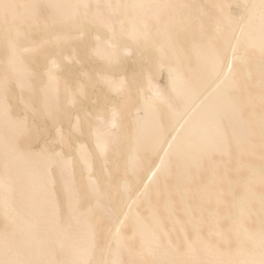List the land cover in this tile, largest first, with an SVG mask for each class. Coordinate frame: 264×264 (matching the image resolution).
Returning <instances> with one entry per match:
<instances>
[{
    "label": "rangeland",
    "instance_id": "1",
    "mask_svg": "<svg viewBox=\"0 0 264 264\" xmlns=\"http://www.w3.org/2000/svg\"><path fill=\"white\" fill-rule=\"evenodd\" d=\"M13 1H16L15 3H18L19 9H18V6L16 7V4L14 2H12L15 4V5L13 4L14 7L11 4V5H9V8H8V6L3 8L1 6H2V3L4 2V0H3V2H1V0H0V3H1L0 9L2 8L0 11L6 10L8 8L10 11L9 10H6V11L10 12L11 14H12V12H17V14H18V10H20V9L21 10L19 12H21L22 11V5L25 3L24 2L25 0H22V1L21 0H13ZM152 1H154V2L148 3L149 6H151L150 8L153 7L152 10L149 9L150 15L152 14V12H154L155 10L157 11V9H159L161 7L160 2L164 3V5H165L167 0H152ZM155 1H156V3H155ZM157 1H158V3H157ZM211 1H214L212 3H215L217 0H211ZM230 1H232V0H230ZM93 2H94V4H93ZM134 2H136V0H112V1L110 0V2H108L110 5L107 3L106 4L107 7H106V5H104L105 7H102V5L99 6L98 5L99 3L97 4V2L95 3V1H93V0H90V2H89V0H87V4L85 3L87 6H85L83 3L80 2L81 7L77 6L78 9H80V12L76 11L75 18L72 15V17L70 16L71 18H69V19L68 18L65 19V17H63L64 18L63 19L61 17L62 15L61 16H59L60 14L57 15L58 12H57V14H55L56 18L55 17L52 18V16H50V15L54 11L52 9H51L52 13H49L50 11H45L48 9L50 10V8H48L47 5H46V7H44L45 5L43 3H40V6L42 4L44 5V6L42 5V7H44L45 9H42V12L45 11L44 13L46 16L44 15V13L43 14L38 13L40 8L39 9L37 8L38 9L37 12H35V14H31V17L33 18L32 15H36L38 13L37 15L39 16V18H37L38 16H34V18H37L40 20L41 14L43 15L42 17L48 16V18L45 20V22H41V23L33 22L30 20L31 22L34 23V25H33V24H30L31 22L28 23L29 19L31 17L29 19L27 17V19H28L27 21L25 20V22H24V20H22L23 23L25 24L24 27L26 29L23 28L22 22L20 20V18H22V13H19V15H21V17H19L16 14L18 16L17 17L18 19H16L15 15H14L15 17H13V15L11 16V14L7 13V14H9V16L11 18L9 16H7L4 13L6 11H4L3 13L0 12L1 13L0 17H2V18H0L2 20L0 23H2L4 21V19L7 20V17H9L7 21L5 20V22L2 23V25L0 24V60H1V62H0V82L3 83V84L0 83L1 84L0 93L3 95V99L5 98L4 100L7 102L6 103L3 100L4 104L3 103L2 104L3 105L9 104L8 106L6 105L7 110L9 111V112L7 111V113H8L7 115H8V117L10 116L9 118L7 117V119H10V121H13V122L15 120L17 122L18 119H20V122L25 121V122H21L22 126H21V129L19 130V134L15 135L13 133L11 135L12 138L9 137L10 135H8V133H7L8 132L7 128H4L3 125H1L3 129L0 126V130H1L0 133L2 134V135L0 134V136H4V142L6 141V144H7L8 139H9V141L12 142L11 143L12 146L15 147V150H17L16 152H20L21 154H23V155H21L19 153L21 155L22 159H23V157H24V159L27 158L28 161H26V162L28 164H25L27 166H30V164H31L30 162H33L29 159L30 157L28 158V156L32 155V151H33L34 155L36 152L37 153L41 152V154H48V153L52 152L53 155H55L56 157L59 156L61 158V161H55L54 164L51 165V167L49 166V170L46 169L47 172H49L48 175L51 176L50 179L53 180L52 181L53 183L51 185H49L50 183L48 184L46 182L45 184H48L47 187L48 186L51 187L54 195L53 196H51V194L48 195V198L50 197L49 200L52 201L51 207H48V205H45V203H46L45 202L44 205L47 208L42 209L43 204L41 205V203L43 202V200L45 198H47V196L43 197L44 199H42V202H41L40 198H39L40 199L39 201H38V199L35 198L36 202H35L34 198H33V200H31L32 197H34L33 195H31V199H28V198H30L29 195L31 193V191H30L31 187L34 185L36 186L37 184L32 183L33 184L32 185L31 183H28V185H27L26 181L20 177L23 175L17 176V174L19 172L18 168L20 167L21 162H19V161L18 162H16V161L10 162L7 159L5 153L2 151V148L4 145L2 146V148L0 147V200L2 199V196H3L6 200L10 201V203H9V201H7V204L8 203L10 204V205H8L10 208L7 206V209L9 208V210H7V213L10 216V218L12 217L10 219L6 213L2 214L0 211V232H1L0 233V244H1V242H3L2 243L3 246L0 245L1 252H3L5 250L4 246H7L8 244H10V246H11L12 243L13 244L16 243V244H14L15 246L12 244V246L10 247L11 249L10 248L7 249L8 248V246H7L6 249L8 251L5 250L4 252H9V253L6 254L3 252L6 256L4 254H3V256H1V258L4 257L3 259L0 258L1 264H5L6 262H8V264H11L12 262H14L13 264H15V262L17 264H18V262H19V264L21 262H22L21 264H28V263L30 264L32 259L34 261V262L32 261L33 264L34 263L35 264H37V263L38 264H45V263L59 264L60 262H61L60 264H70V263L71 264H78L77 263V262H79L78 260L80 258H81V260H83L85 258V256H84L85 254H86V257L89 254V257H87L89 260L84 259L85 264L86 263L87 264H111L112 261L109 263L110 259L113 260L115 258V256H113L112 258L109 259L110 256L108 254V245H107L109 236L112 232L111 230H110L111 232H108V230H109L108 227H110L109 225L112 226V223H114L115 221L113 222L112 220H110L111 219L110 217L105 216V214H104L105 210L104 211H103V209L97 210L98 208L97 209L94 208L96 210H92V208H90L93 203H96L97 201H99V199H102V198L97 199L95 197L97 199V201H95V199L92 198V196L91 197L86 196V194L89 193L87 190H85V192H84V189H85V188H83L85 185L84 176H83L84 175L83 174L84 169L82 168V164H81V160H80L79 156L76 154L75 149L77 148V144H78V142H82V143L85 142L86 144H88L90 146V148L92 149V151L95 154L94 155V163L95 164L93 163L95 165V169L98 171H102V159L100 156L97 155L95 150L92 148V136H91V132H90L92 123L95 121V119H94L95 114H98L100 112H104V113H101L103 115L107 114L108 109H109L108 107H112V105L117 107L118 109L120 107L121 108L120 110L127 113L126 111H127L128 107H132L136 103V101L139 97V91H140L139 88L144 84L147 73L151 72L156 77H158L160 75V73L157 72V68H156L158 61L161 60V58H162L160 56V53H158L159 49L157 47L159 42L162 41V37H158L159 30L162 29L164 26H167V24H169L168 22H170V20H168V19L170 17H171V19H174L173 21L180 18V20H178L180 25L175 23L176 25L173 24L174 25L173 26L171 24L172 26L169 25L168 30H169L170 36L172 37L173 43L177 47H183L185 49L184 50L185 52L184 53L180 52V57L179 56L178 57L180 60V66H181L183 73H186L185 75L188 76V74H187L188 68L190 66L193 67L195 65L194 64L195 59H194L193 53H192L193 51L190 47L191 42L193 40H198L201 37H206L209 33L213 32L214 26H213L212 22L216 21L217 16L218 17H219V15L221 16L223 14V10H225V9H223V10L219 11L218 15H217V13H214L212 10H208V9L203 10L202 9L203 0H199V1L198 0H186V1H184V3H185V5H187L189 7H187V6H185V8L183 7L185 9L184 11L173 12V11H169L168 10L169 8L167 7L168 8L167 11H164V12L166 14L169 11V16H167L168 13L165 16V14L163 13V10L162 11L158 10V11H161L160 14L163 13L162 15H164L163 16L164 19H166L165 17H167V18L169 17L168 19H166L167 21H165V22H164L163 18H162V22L157 20L159 17L158 18L156 17L157 18L156 19L154 13L151 16H149V13H148L147 17H145V18L143 17L144 18L143 21L147 20L148 16H149L148 21H150V17L153 19L152 16H154L153 21H155V19L157 20L155 22L148 23L149 28L147 27V29L148 30L150 29V30L149 31L147 30V32H148V34H150V36L146 35V37H145V35L144 36L141 35L140 37H138V38L144 37V38H141L142 40L141 39L139 40L137 38V36H135L136 38L134 37V39H135L134 40L133 37H130V36L128 37L127 34L125 36L124 35L125 33L123 34L122 32H120L119 28L117 27L119 21L125 17H130V18L132 17L131 19L133 21L135 19V22L142 18V16L140 18V16H138V14H136V16L139 17L138 20L136 19L137 17H135L134 11H136V13H139L140 9H139V12L137 11L138 9L133 11L131 6ZM130 4H131V6H130ZM148 4H145V5L148 6ZM156 4H157V8L155 7ZM161 5L164 6L163 4H161ZM125 6L130 7V9H129L130 13L126 10L127 8ZM147 6H143V9L146 10ZM86 7H88V8H86ZM124 7H125V9H124ZM144 7H146V9ZM200 7L202 10L200 9ZM164 8L166 9V6H164ZM198 8H199V10H198ZM11 9H12V12H11ZM82 9H83V11H82ZM211 11L214 14L210 13ZM59 12H60V10H59ZM126 12H128V13L126 14ZM54 13H56V11ZM54 13H53V15H54ZM173 13H174V16L177 15V17L174 18ZM4 14L6 15L5 18L3 17ZM104 14H105V16H104ZM128 14H130V15L127 16ZM215 15H217V16L214 17ZM58 16H59V18H58ZM95 16H96V18H95ZM97 16L102 17V18L105 17L108 21L105 19H104L105 21L101 19L103 21L102 22L103 24L101 25L100 24L101 20H99L100 18ZM144 16H146V15H144ZM42 17H41V21L43 19H45V18L42 19ZM133 17H135V18L133 19ZM94 18H95V20H94ZM15 19H16V21H14ZM23 19H24V17H23ZM25 19H26V17H25ZM97 19H98V21H97ZM197 19L199 21H201L200 22L201 26H199ZM39 20H37V21H39ZM93 20H94V22H96V21L97 22L94 23ZM141 21H142V19H141ZM158 23H159V25H158ZM94 24H96V25H94ZM108 24H109V26L112 24V26H114L113 28H115L113 30H115L116 32H112V30L110 29L111 27L109 28V26H107ZM149 24H150V26H149ZM224 24L225 23H223L221 25V28H224V31L228 30L229 27H226L228 25H224ZM13 26H15V27L16 26H18V27L22 26V28H21L22 32L20 33L21 35L19 34L17 36L16 34L11 32L10 29ZM105 26L108 28H106ZM159 26L160 27L162 26V27L160 28ZM198 27H200V28H198ZM26 32H27V34H26ZM114 33H116L115 36H114ZM8 36L11 40L9 38H7ZM106 38L111 41L112 45H109L107 43L108 40H106ZM145 38H147L146 41H144ZM7 39L10 41V43H12L13 41H15V42L18 41V43L14 42V44L16 45V46L15 45L14 46H15L16 51L18 53V57L19 56L21 57V58L19 57L21 60V63L27 67V68L25 67V69L27 72L26 74L28 76L25 75V78H27L26 82L30 83V85L29 84L27 85L29 87L23 86V88L22 87L19 88V85L17 84V77L18 76H16L15 73L10 71V67H8V64H7L8 62L5 63L7 58L10 55V50H9L10 48L8 46L11 45V44H7V42H8ZM102 39H104V40H102ZM211 42H212V44H211ZM206 43H209V42H206ZM206 43L202 44V45L207 46ZM221 43H222L221 36H216L213 40L210 41L211 45H221ZM152 44H153V46H152ZM103 46H107L108 49L109 48L111 49V52L109 54L110 55L109 57L111 58L110 60H109V57L107 55H101L100 53L98 54L99 49ZM125 46L130 47L131 51L129 54L126 53V54L121 55L120 52H122V49ZM200 46H198V47L203 48V46H201V47ZM253 49L254 48H252L251 50H249L246 53L240 54V58L236 59L233 62L232 71L234 72V79L236 82H238V81L239 82H238V84H236V86H234L235 88H233L231 90V92H229L231 97L233 96L232 98H234L238 103L239 118H242L243 121H245V123L248 126L250 125L249 126L250 130L248 133V140H246V142L243 141L242 144L239 143L240 145L237 144L236 141L235 142L233 141V137L235 136V132L232 131L231 129H229L230 127L227 126L228 127L227 138H229V139H226V141L228 140V142H227V144H229V145H227L228 149H226V151H222V152L215 151L214 153H206V152L203 153L200 161L198 163L192 165V167H191V172H190L191 175H188V177H190L191 179H189L187 182V179H188V177H187V179L185 180L187 183V186H186V183L185 184L181 183V180H182L181 178H179V179H181L180 181L178 179V181L182 185H185V188H187V187L189 188V190L186 189V191L183 192V194H185V196H186L187 192L189 193V195L186 196L187 199L185 197H184L185 199H183V197H182V199H183L182 200L181 197L179 196L181 194H179V195L177 193L175 194L176 184L178 183V182H176V178L178 177L176 175V173L179 174L177 171L180 172V169L178 170V165H175L176 162L173 161L174 158H172V159L170 158V160H171V161L169 160L170 164L168 163L170 169L168 168V171L165 173V176L161 177V174L159 173L157 176L158 179L151 182V191L149 193V196L151 195L150 199H148V201H147L144 198H138V200H136L137 203L133 202V203H135V204H133V207H136V209L142 213V215L145 219L147 218L145 210H147V208H148L147 205L149 204L147 202H150L152 207L155 208L154 210H156V213L158 214V216L163 219V223L166 226V228L170 229V230H168L169 235L167 234V236L161 230H160L161 233L158 230L159 236L161 234V236H160V240H161L160 243L161 244H160L159 248H161V246H162L161 249L164 248L163 252L165 251V253H163L162 250L160 249V251L163 253V254L160 253V255L161 254H162V256L163 255L164 256L169 255L167 257L171 258L172 261L175 260L173 262L174 264H177V263L178 264L179 263L180 264H199V262L195 263L196 261H192L190 256H188V255H191L192 252H191V250H188L185 247V241H187V239L184 238L183 235L181 236V233H180L181 230H178L180 228L175 227L178 230L176 232V229H174L173 225H171L172 220L170 221L171 217L169 218V215L170 216L172 215L169 213V208H171V207H172V210H170V212L172 213V211H173L175 214V212L177 211L176 212L177 214H175V215H177V218L184 220L186 222L187 231H188L187 236L189 238L193 236V235L191 236L193 226H192V222L190 223L187 220L188 215L186 212V206L185 205L188 204L191 208H193V209H191L193 211L197 208H200L201 210L204 209L203 211L205 212V214H207V216H205V214H204L205 217H203L204 218L203 221H201L199 223L200 225L198 224V229L201 232H203V234L206 236L208 241L216 238V237L214 238L212 235L213 233L209 231L210 230L209 227L211 226L210 222L213 219H215L214 218L215 216H213L214 213L212 214V212H211V214H210L209 210H211V211L213 209L219 210L218 211L219 213L217 212L218 213L217 216L219 215V217H217V216L216 217H217L218 223L222 227L221 231H222L223 236L225 238L223 237L224 239L221 241L222 243L220 242V245L217 248H219L223 252L222 257L223 258L226 257V258H224L225 260H224L223 264H226L225 261L227 259V256H226L227 252L232 253L236 250V242H237V239L239 238V236L233 235L232 232L229 230L230 229L229 223L232 219L231 218L232 213H234V211H235L236 197H239V196L240 197L241 196L246 197L248 195L246 197L248 203L247 202L245 203V205L248 204L247 205L248 213L244 216V220H243L244 228L242 229L243 231L241 230V233L242 232H245V233L248 232L249 234L252 235L253 233L259 231L261 229V226L263 225L262 220L264 217L263 216V214H264V176L263 177H258V176L254 177V180L251 183L252 186L250 187V189L247 192H246V190L243 189L244 187L242 186V183L244 182L243 180L249 178L248 175H250L252 173L250 171V169L252 170L256 166H258V167H256L258 170L264 169L263 168L264 167V138L262 137L261 134H259L260 131L257 128L258 122H255L256 119L258 120V118H261V117H263V120H264V47L262 49L261 48L260 49L255 48L254 50ZM115 55L117 57H115ZM53 57L55 60H57V66L56 67H52L50 64L51 63L50 60ZM113 58H114V60H113ZM162 60L165 63V67H169L170 65H173L172 63L175 62L173 54H168V55L164 56L162 58ZM47 68H49L48 70H50V71L52 70L51 72L53 74H55L54 75L55 79H57V86L55 85L57 88L55 87L56 92H54V94H55L54 96H56L57 99L54 98L53 100H51V97L49 96L50 93H48V91H46V86H44V84L47 82V80H49V79H47V76H46L49 72V71L47 72ZM30 72H31V74H30ZM97 72H98V76L96 74ZM106 72H109V73H111L117 77L121 76V78L124 79L123 88L116 91V92L115 91L113 92L110 89V85L108 87V84L105 83L106 81L101 79L102 77L99 75V73L103 74ZM45 73H47V74H45ZM99 76L101 78H98ZM4 79L7 82H3L2 80H4ZM187 79L190 80L191 77L189 78V76H188ZM26 87H27V89H26ZM18 88H19V90H18ZM82 88L84 91L83 90L81 91ZM69 90H71V92L73 94H75L74 95L75 99L70 103L67 99L68 93L70 92ZM45 91L49 95H47L45 93ZM51 92L53 93V91H51ZM45 95H47V97L49 96L50 100L53 102V103L52 102L50 103L51 105L49 104L50 110H48V111H47V109H49V108L46 109L44 107V104H43V103H45V101L47 99ZM4 96H6V97H4ZM51 96H52V94H51ZM49 97H48V99H49ZM43 100H44V102H43ZM50 100H48V101L50 102ZM26 101H27V103H26ZM48 101H47V103H49ZM49 105L47 104V106H49ZM52 105H53V107H52ZM160 107H166V105L162 104ZM122 111H121V116H123V114H124L123 117L127 116ZM163 112H164V110H161V114ZM75 115H78L80 118V124H81L80 131H75L72 129V122L74 120ZM123 117L121 119L123 120V122H125L126 117H125V119ZM99 119H100L99 121H102L101 118H99ZM2 122L3 121H0V123H2ZM254 122H255V125H257L256 126L257 129L254 128V126H255ZM225 124H227V123H225ZM22 127L23 128L25 127V128L23 129ZM120 128L122 130L125 129L124 125L123 126L121 125L119 127V129ZM59 129L62 130V136H61L60 140L58 138V130ZM118 131L121 132V130H118ZM120 132H118V133L115 132V133L118 134V136H119ZM115 133H114V135H115ZM114 135H112V140H110V141L114 140V142L115 141L117 142L120 137L115 140V138H117V137H115ZM6 136L8 137L7 140H6ZM234 140H236L235 137H234ZM119 142L121 143V140ZM119 142H117L118 146L120 145ZM9 143L10 142H8V144ZM113 144H115V143H113ZM126 144H127V140L125 138L124 139L122 138V145H120L119 147L116 145L115 149H112V150L109 149L107 152L108 154L106 155V160L109 159V160H107V161H109V162H107V165L112 167V168H116V169L120 168L119 170H115V169L113 170L112 169V171H113L112 176H111V173H110V176L112 177L113 182H117L120 175L122 176V173H125V171H124L125 164L123 162H126V161H125V159H124V161L122 159L125 157L124 155H125ZM58 150H59V153H61L60 155L57 152ZM2 153H4V154H2ZM70 154H72V162H73L72 164H70V162L68 163V161L65 160L66 159L65 156L70 155ZM209 154H211V155L209 156ZM62 155H64V157H65V159H63L64 165H63V163L61 164L62 158H63V157H61ZM33 156H31V158H33ZM37 156L38 157H36V159L38 158V163H39V161L42 160V158L39 157L40 153L37 154ZM59 157H58V160H60ZM36 159H35V157L33 158V160L35 161L34 165L32 164L33 166H37V164H38ZM65 162H66V164H65ZM92 162H93V160H92ZM67 163L69 164V166L71 168H68L69 166L67 165ZM116 163H119L118 168L114 167V166H116ZM120 163H121V165H120ZM71 165H73V167ZM27 166H25L27 169L26 171H29ZM64 166H65V169L66 170L69 169V171L68 170L64 171V168H63ZM122 167H123V169H122ZM250 167H252V168H250ZM179 168H180V166H179ZM141 170L143 171L142 168L140 169V171ZM8 171H10V172H8ZM26 171H25V173H26ZM248 171H250L249 172L250 174L247 173ZM255 171H253V172H255ZM16 172H17V174H16ZM62 172L64 173V175L62 174ZM137 172H139V171H136V174L138 175ZM259 172L264 173V170L259 171ZM20 173H21V171H20ZM25 173H24V176H25L24 178H26V180H27L28 175L26 176ZM69 173L71 174V176L68 175ZM65 174L67 177L65 176ZM257 174L260 175V173H257ZM257 174H254V175H257ZM13 175L16 177H14ZM7 176H9L10 178ZM62 176L63 177L65 176V177L62 178ZM110 176H109V178H111ZM18 177L20 180L18 179ZM60 177H61V179H60ZM99 177H100L98 179L99 182L97 184L103 189V187H105V185H106V183H105L106 180L109 178H108V176L103 177V174L102 175L100 174ZM16 178H17V180H16ZM257 178L260 180L258 181ZM7 179H9V180H7ZM11 179H13V181H11ZM64 179H66L70 182L69 183L70 187H71V185H73V187H71V188H73L74 191H71L72 189L70 187H69L71 189L70 192L68 191L69 188L64 189V187H63V184H64L63 180ZM249 179H251V177ZM256 179H257V181H256ZM70 180L73 182V184L71 183ZM185 181H182V182H185ZM245 181H249V180L247 179ZM1 182H3V183H1ZM6 183H8V184H6ZM12 184H13V186H12ZM111 184L112 183L110 182V185ZM114 184H112V185H114ZM156 184H158V185L156 186ZM8 185H9V188H7ZM29 185H31V186H29ZM67 185H68V183H67ZM178 185H179V183H178ZM135 186L137 188V185H135ZM205 186H206V188H205ZM3 187L5 189H3ZM10 187H11V189H10ZM12 187H13V189H12ZM98 187H97V190H98ZM116 187H117V185H115L113 188L115 189ZM178 187H177V189H178ZM203 187H204V190H202L200 192V190ZM101 188H100V191L103 192L101 190ZM111 188H112V186H111ZM1 189H3L4 191ZM8 189H10V190H8ZM75 189H78V190H75ZM105 189H106V187H105ZM105 189H104V191H105ZM180 189L178 191L179 193L181 191ZM97 190H96V192H94L92 190L93 192H90V193L93 195V193L94 194L97 193ZM134 190H136V189L134 187H132V188H130L129 191L131 193H133ZM2 191L4 193H2ZM75 191H77V192H75ZM116 191L117 190H115V192ZM167 191H169V192L172 191L170 193H172L171 195L173 197L171 195H169L170 198L172 197L171 199H169V198L167 199V196L169 194V193H167ZM28 192H30V193H28ZM217 192H218V197H215L214 194L216 195ZM249 192H250V194H249ZM71 193L75 194L76 197L74 195H72ZM118 193H117V196L120 195V193H119V195H118ZM183 194H182V196H183ZM235 194H238V195L235 196ZM97 195L99 197H101L100 194H97ZM37 196L39 197V195H37ZM213 196L215 198H217V199L219 198V199L217 200V199L213 198ZM7 197H9V198L7 199ZM40 197H41V195H40ZM71 197L73 199V202L76 201V204H74L75 208L73 207V204L71 206L74 210L71 207H69V208L71 210H73V213H76L78 218H80L79 216L82 217V215L84 214L85 216L84 215L83 216L85 219L83 221H85V222L82 221L83 217H82V219L81 218L79 219L80 222L77 220L78 218H76V219L74 218L75 222H73L74 220L72 219L73 218L72 216H74L75 214L72 215L73 214V213H71L72 211L68 207H66V206L71 205V204L67 203ZM76 198H78V201L76 200ZM257 198H259L263 203H261V201L259 202L257 200ZM214 199H215V201H214ZM105 200H106V202L109 201V202H107V204L110 203L111 207L113 209L115 208L114 203L115 202L117 203V201H118L116 194H114V193H113V195L111 194V197L108 200L107 199H105ZM184 200H186V202ZM14 201H15V204H14ZM70 201H71V199L69 200V202ZM38 202H41V203H38ZM73 202L71 201V203H73ZM100 202H103V199ZM106 202L104 201L103 203L107 207ZM47 204H48V202H47ZM28 205H29V207H28ZM39 205H41L42 207ZM31 206H33L34 208ZM117 206H118V204H117ZM249 206H251V207L249 208ZM52 207H54V208L52 209ZM209 207H211L213 209H211ZM38 208H39V210H38ZM48 208H51V210ZM116 208H115V210H117ZM77 209L81 213L80 212L78 213V211H76ZM29 210L32 212H30ZM87 210H89V211L92 210V211L87 212ZM84 211H86V212H84ZM106 212H107V210H106ZM32 213H33V215H32ZM41 213H42V215H41ZM168 213H169V215H168ZM43 214H45V215H43ZM14 215H15V217L16 216L17 217L15 218ZM86 215H88V216H86ZM210 215H212V216H210ZM77 216H74V217H77ZM23 217H25V218H23ZM211 217H213V218H211ZM13 220H14V222H13ZM23 220L25 221V223ZM16 221H18L20 223V226H19L18 222H16ZM67 221H70V223H68ZM55 222H56V224H55ZM72 222L74 223L73 225H75L74 227L71 224ZM81 222H82L83 226L81 225ZM11 223L14 224V226H16V227H14ZM83 223H85V224L87 223V224L85 225ZM15 224H17V225H15ZM90 224L92 225L93 229L91 228ZM7 225H9V226L7 227ZM69 226L72 228H70ZM207 226H209V227L207 228ZM28 227L30 228L31 234L32 233L33 234L30 235L31 237L22 236V235H25V233H22V232L25 231ZM63 229H67L68 231L63 230ZM89 229H91L93 231L90 232ZM74 230H76V231H74ZM94 230L95 231L97 230V231L94 232ZM36 231H38V232H36ZM4 232H6V233H4ZM74 232L75 233L78 232L77 233L78 236H76L77 234H75ZM80 232L83 234H81ZM18 233L19 234L22 233V234L19 235ZM70 233H73V236ZM114 233H119L120 235H122L124 237L125 244L127 245V247L125 246L124 248L121 249L122 252L120 251V253H118L119 256H118V254L116 255L118 257V259L116 258L118 260V261H116V263H118V264H152L153 263L152 261L154 260L153 257H155V255H152L153 257L152 256L140 257L138 255V249L137 248H139L138 243H139L140 239L138 237V234L136 235V233H134L133 223L130 221L129 217L126 218L125 222L123 224H121V226L118 229H116L114 231ZM229 233H230V238L227 240L225 235H228ZM17 234L19 235L18 236L19 238L24 237L23 239L20 238V240H22V241L18 240L19 238L16 237ZM63 234H64V236H63ZM179 234L181 237H178ZM4 235L6 236V238H4L5 237ZM87 235L90 237L91 240L88 239L89 237ZM90 235H92V236H90ZM13 236H14V238H13ZM1 237H3V238H1ZM15 237H16V241L14 240ZM71 237L75 240V242L73 241V239L71 240ZM77 237L78 238L80 237V238L78 239ZM212 237H213V239H212ZM8 238H10V240ZM36 239H38V240H36ZM83 239L87 242H88V240H90V241L87 243ZM225 239L227 240V242ZM44 240H45V242H44ZM70 240H71V242H70ZM4 241H6V243ZM9 241H11V243ZM81 241H83V243ZM92 241H93V243H92ZM217 241H218V239H217ZM36 242L38 245L40 243V245L38 247L37 246L35 247L33 245V243L36 244ZM43 242H44V244H43L42 248H44V249L41 248ZM77 242L80 243V244H78V249L80 247H82V249H79V250L77 249V247L75 246V245H77ZM213 242H216V241L213 240ZM46 243H47V245H46ZM69 243L70 244L72 243V245L70 246ZM89 243H92V244H89ZM19 244H22V245L19 246ZM93 244H95V245H93ZM86 245H87V247H86ZM13 246L16 247L15 249H17V250H15ZM21 246H25V247H22L23 250H21V248H20ZM28 246L30 248H28ZM68 246H70V248ZM89 246H90V248H89ZM255 247L259 248L260 251L257 252V248H255ZM12 248H13V251H12ZM32 248L35 249L34 252H33ZM60 248H62V250ZM71 248H72V251L70 250ZM73 248H74V252L78 255H76L73 252ZM84 248L86 250H88L90 253L91 252L92 253L91 254L89 252L87 253V251H85ZM24 250L25 251L27 250L26 252L28 254H29V252H31L30 253L31 256H29L28 254H25ZM40 250H41V252H39ZM261 250H262L261 247L253 246V245L250 246V244H249V246H247L244 249L243 253L244 254H258L261 252ZM16 251H20V253L23 251L22 254L26 255L24 257L25 259L22 257V259L21 260L18 259V262H17L16 256L19 252H16ZM79 251H81L82 254L79 253ZM35 252H36V254L38 252H39L38 254L43 252L45 257H43V254H40L41 259L38 257V259L36 258L37 260H35V257L33 258L34 255L36 256ZM20 253L18 254V256H20ZM32 253H34V254H32ZM65 253H67V254H65ZM8 254H10V258L8 256ZM69 254H72L74 257L69 256ZM80 254L83 256H81ZM51 256H53V257L51 258ZM61 256L64 258H62ZM209 256H210V254H208V255L205 254L204 256H203V254H201L203 264H208L211 262L210 261L211 256L210 257ZM26 257H28V258H26ZM67 257H69V258H67ZM77 257H80V258L78 259ZM11 258L15 259V261L12 260ZM30 258H31V261H30ZM208 258H209V260H208ZM26 259H28V260H26ZM46 259H48V260H46ZM64 259H65V263H63ZM39 260H41V261H39ZM44 260H46V261H44ZM58 260H60V261H58ZM81 260H80V263H83L84 260H83V262H81ZM202 261H201V263H202ZM207 261H208V263H207ZM113 262H115V261H113ZM230 263L231 262H229V264ZM231 264H233V263H231Z\"/></svg>",
    "mask_w": 264,
    "mask_h": 264
},
{
    "label": "bare ground",
    "instance_id": "2",
    "mask_svg": "<svg viewBox=\"0 0 264 264\" xmlns=\"http://www.w3.org/2000/svg\"><path fill=\"white\" fill-rule=\"evenodd\" d=\"M93 1H95V3L97 2V4L99 3L98 5L99 6L102 5V7H105L104 5H106L108 2H110V0L109 1L108 0H93ZM184 1H186V0H183V1L182 0H167L166 3H165V5H164V3H161L160 2V6L163 9L160 7L159 9H157V11L158 10H161V11L163 10V13L164 14H165L164 11H167L168 8H169L168 9L169 11H173V12H175V11L176 12L177 11L178 12L179 11H184L185 10L184 9L185 6H187V5H185ZM1 2H3V0H1ZM12 2L15 3L16 1H13V0H4V2L2 3V6L1 7L4 8V7L8 6V8H9V5H11V4L13 5L14 4ZM24 2L25 3L22 5V11L21 12H19L21 9L18 10L19 9L18 3H15L16 4V7L18 6V9H17L18 10V14H17V12H12V9H11L12 14L10 12L6 11V10H9L8 8L6 10L0 11L2 13L4 11H6L4 13L7 16H9V14H11V16L13 15V17L16 16V19H18L17 18L18 16L21 17V15H19V13H22V18H20V20L22 22V25H23V28L24 29H26V28L24 27L25 24L23 23L22 20H24V22H25V20L27 21L31 17V14H35V12H37V10L39 8L41 10L39 9V12L38 13H42L43 14L45 11H50L49 13H52L51 12V9H52L54 12L56 11V13L53 12L54 15H53V13L51 15L48 13L50 16H52V18L55 17V14H57V12H58L57 15L60 14L59 16L62 15L61 16L62 18L65 17V19H67V18L69 19V18L72 17V15L75 18L76 11L80 12V9H78V7H77V6L81 7L80 6V2L83 3L85 6H87L86 5L87 4V0H25ZM89 2H90V0H89ZM150 2H154V1H152V0H136V2H134L132 4V6L130 4V6L132 7L133 11L136 10V9H138L137 11L139 12V9H140V12L139 13H136V11H134L135 12L134 14H135V17H137L136 14H138V16H140V18L142 16V18H141L142 21H141V19L138 20L139 17L136 18L138 20L136 22H135V19H134L135 17H133L134 21L131 19L132 17L131 18L130 17H125L122 20H120L119 23H118V25H117V27L119 28V31L122 32L123 34L125 33L124 34L125 36L127 34L128 37L129 36L130 37H133V39H134L135 36H137V38L140 37L141 35L142 36L145 35V37H146V35L150 36V34H148V32H147V30H148L147 29L148 23H150V22L152 23V22H155L157 20H159L160 22H162V18L164 16V15H162L163 13L160 14L161 11H158L157 12L154 9L155 11L153 10L154 12H152L151 15H153V13H154L155 18L156 17L157 18L159 17V18L158 19L156 18L157 20L155 19V21H153L154 20V16H152L153 19L150 17V21H148L149 20V16H151L150 15V10L153 9V7L150 8L151 6H149V4H148ZM212 2H214V1H211V0H207V1L205 0L204 1L203 0V2H202V9L203 10L204 9L212 10L214 13H217V15H218V12L219 11H221L223 9H225V10H223V14L221 16L220 15H219V17L217 15L214 16V17L217 16V19L215 18L216 21L212 22L213 23V26H214V31L213 32L209 33L206 37H201L200 39L193 40L191 42V46L190 47H191V49L193 51L192 53H193V57L195 59V63H194L195 65L193 67L190 66L188 68V72H187L189 78L191 77V79L190 80L187 79L188 76L185 75L186 73H183V71L181 69V66H180V60H179L180 52H183L184 53L185 52L184 51L185 49L183 47H177L173 43L172 37L170 36L169 30H168V27L171 24L173 25V24L177 23L178 25H180V23L178 21V20H180V18H178L177 20L173 21L174 19H171V17L170 18L168 17L169 19L167 17H165L166 19L170 20V22H168L169 24H167V26H164L158 32V37H162V41H160L159 44L157 45V47L159 49V50L158 49L157 50H158V53H160V56L162 58L164 56L168 55V54H173V57H174V60H175V62L172 63L173 65H170L169 67H165V63H164L165 60L164 59H163L164 61L162 60V58H161V60L158 61L156 68H157V72H159L160 75L158 77H156L151 72H148L147 73L146 78H145V81H144V84L139 88L140 89V91H139V97H138L136 103L132 107H128L127 111L125 110L127 113H125L122 110H120L121 109L120 107L118 109L117 107H115V106L112 105V107H108L109 109H108L107 114H104V115L101 114V113H104V112H100L98 114H95V118H94L95 121L92 123L90 132H91V136H92V148L95 150V152L97 153V155L100 156L101 159H102V171H98V170L95 169V165H94L95 164L94 163V155L95 154H94V152L92 151V149L90 148V146L88 144H86L85 142L84 143L78 142L77 148L75 149L76 150V154L79 156V158L81 160L82 168L84 169V173H83L84 175L83 176H84L85 185H84L83 188H85L84 189V192H85V190H87L89 192V193L86 192L87 193L86 196H90V197L92 196V198H94L95 201H97L98 198H102L103 199V202L104 201L106 202L105 199L108 200L111 197V194L113 195V193H114V194H116V197H117V200H118L117 203L116 202L114 203L115 204L114 206H115V208L117 207L116 208L117 210H115V208L113 209L111 207V204L110 203L107 204V202H109V201L106 202V205H107V207H106L103 202H100V201H102V199H99V201H97L96 203H93L92 206L90 207V208H92V210H96L97 208H98L97 210H99V209H103V211L105 210V213H104L105 216L110 217L111 218L110 220H112L113 222L115 221L114 222L115 224L112 223V226L109 225L110 227H108V229H109L108 232H111L112 231L111 234H110V236H109L108 243H107V245H108V254L110 256L109 259L112 258L113 256H115V258H114L115 260L114 259L113 260L110 259L109 263L112 261L111 264H114V263L115 264H118V263H116V261H118L117 260L118 257L116 255L118 253H120V251H121L122 248H124L125 246L127 247V245L125 244V241H124V237L122 235H120L119 233H114V231L116 229H118L121 226V224H123L125 222V220H126L127 217H129L130 218V221L133 223L134 233H136V235L138 234V237L140 239L139 240V243H138L139 244L138 245L139 248H137L138 249V255L140 257H145V256L146 257H149V256H152V255H155V257L152 256L154 258V260L152 261L153 262L152 264H174L173 262L175 260L172 261L171 258L167 257L169 255H166V256L163 255L162 256V254L165 253V251L163 252V249L164 248L161 249L162 246H161V248H159V246L161 244L160 243L161 242V240H160L161 234L159 236L160 230L164 234H166V236H167L168 230H170V229H167L166 228V226L163 223V219L158 216V214L156 213V210H154L155 208L152 207V205H151L150 202H147L149 204L147 205V207H148L147 210H145V213L147 215V218L146 219L143 217L142 213L136 209V207H133V204H135L133 202H136V200H138V198H144L147 201H148V199H150V196L151 195L149 196V193L151 191V182L158 179L157 176H158L159 173L161 174V177L162 176H165V173L168 171V168H169L168 163L171 161L170 158L171 159L174 158L173 161L176 162L175 165H178V170L180 169V172L177 171L179 174L176 173V175L178 176V177L176 176L177 177L176 178V182H178L180 186L178 185V183L176 184L175 194L176 193L178 195L181 194V195H179L181 197V199H182V197H183V199H185V198L187 199L186 196H188L189 193L187 192V194L185 196V194H183V192H185L186 189L189 190V188L188 187L185 188V185H182V184H185L186 183L185 180L187 179L188 175H191L190 172H191L192 165L198 163L200 161L203 153H205V152L206 153H214L215 151L222 152V151H226V149H228L227 148V145H229V144H227L228 140L226 141V139H229V138H227V134H228L227 133V131H228L227 129H228V127H230L229 129H231L232 131L235 132V136L234 137H235L236 140H234V137H233V141L234 142L236 141L237 144H239V143L242 144L243 141L246 142V140H248V133H249V130H250L249 129L250 128L249 127L250 125L248 126L245 123V121H243L242 118H239V115H238V112H239L238 103H237V101L234 98H232L233 96L231 97V95L229 94V92H231V90L233 88H235L234 86H236V84H238V82H239V81L236 82L235 79H234V72L232 71V64H233V62L236 59L240 58V54L246 53L249 50H251L252 48H254V49L255 48H257V49L258 48L259 49L261 48L262 49L264 47V0H232V1H230V0H224V1L223 0H217L215 2L216 4L215 3H212ZM40 3H43L45 5L44 6L42 4L44 7H46V5H47L48 8H50V10L48 9V10H45L44 12H42V9H45V8L42 7V5L40 6ZM155 3H156V1H155ZM157 3H158V1H157ZM93 4H94V2H93ZM145 4H148V6L145 5ZM161 4H163L164 6H166V9ZM0 5H1V3H0ZM14 5H13V7H14ZM143 6H147V9H146V7H144L146 9V10H144L143 9ZM106 7H107V5H106ZM125 7H124V9H125ZM155 7L157 8V4H156ZM187 7H189V6H187ZM86 8H88V7H86ZM126 8H127L126 10L130 13V11H129L130 7L128 6ZM200 9H201V7H200ZM59 10H60V12H59ZM198 10H199V8H198ZM82 11H83V9H82ZM169 11L167 12L168 13L167 16H169ZM212 11L210 13H212ZM128 12H126V14ZM7 13H9V14H7ZM148 13H149V16H148L147 20H144L143 21V19L145 17H147V14ZM214 13H212V14H214ZM5 14L3 15L4 18L6 17ZM37 14L36 15H32L33 18L31 17L29 19V22L28 23H30L31 21L41 23V22H45V20L48 18V16L45 17L46 16L45 13H44V15H45L44 17H42L43 15L41 14L40 16L42 17V19L45 18V19H43L41 21V17H40V20L37 19V18H39V16ZM166 14H165V16H166ZM129 15L130 14H128L127 16H129ZM144 15H146V16H144ZM34 16H38V17L37 18H34ZM59 16H58V18H59ZM104 16H105V14H104ZM173 16H174V13H173ZM9 17H7V20H8ZM23 17H24V19H23ZM25 17H26V19H25ZM27 17H28V19H27ZM97 17H99V16H97ZM175 17H177V15L174 16V18ZM0 18H2V17H0ZM95 18H96V16H95ZM95 18H94V20H95ZM99 18H100L99 20H101V19L102 20H104V19L107 20L105 17L104 18L99 17ZM16 19L14 21H16ZM36 19L39 20L40 22L37 21ZM166 19L163 18L164 22L167 21ZM5 20L6 19H4L3 22H5ZM94 20H93V22H94ZM102 20H101V23H100L101 25L103 24L102 23L103 22ZM1 21L2 20L0 19V22ZM97 21H98V19H97ZM33 22H31L30 24H33L34 25ZM96 22H94V23H96ZM200 22L201 21L198 20L199 26H201V23ZM2 23H0V24L2 25ZM223 23H225L224 25H228V26H226V27H229L228 30H225L224 31V28H221V25ZM94 25H96V24H94ZM158 25H159V23H158ZM107 26H109V24ZM149 26H150V24H149ZM113 27L114 26H112V24L109 26V28L112 30V32H116L115 30H113V29H115ZM21 28H22V26L21 27H18V26L15 27V26H13V27H11L10 30H11L12 33H14V34H16L18 36L22 32ZM106 28H108V27H106ZM198 28H200V27H198ZM26 34H27V32H26ZM115 35H116V33H114V36ZM216 36H221V38H222L221 45H211L212 42L210 44V41L213 40ZM7 38H9V36ZM141 38H144V37H141ZM141 38H138V39L140 40ZM146 39L147 38H145L144 41H146ZM102 40H104V39H102ZM106 40H108V42L107 41L106 42L109 45H112V43H111V41L109 39L106 38ZM8 42H7V44H11V45L8 46L10 48L9 49L10 50V55L7 58V60H6L5 63L8 62L7 64H8V67H10V71L13 72V73H15L16 76H18L17 77V84L19 85V88H21V87L23 88V86H27L28 84L30 85V83H27L26 82L27 81L26 80L27 78H25V75L28 76L26 74L27 73L26 72V69H25L26 66H24L21 63V60H20L21 57L20 56H19L20 58L18 57V53H17L16 48H15L16 45L14 44L15 41H13V42L11 41L13 44L10 43L9 40H8ZM16 42L18 43V41H16ZM206 42H209V43H206ZM205 43L207 44V46L206 45H202V44H205ZM200 45L203 46V48ZM152 46H153V44H152ZM198 46H200L201 48H199ZM109 49L107 48V46H103V47H101L99 49L98 54L100 53L101 55H107L109 57L110 56L109 54L111 52V49L110 50ZM130 51H131L130 47L125 46L122 49V52H120V54L121 55L122 54H126V53L129 54ZM115 57H117V56L115 55ZM114 58H113V60H114ZM110 59L111 58L109 57V60ZM0 62H1V60H0ZM50 62H51L50 64H51L52 67H56L57 66V60H55L54 57L51 58ZM48 69L49 68H47V72L49 71L48 74L47 73H45V74H47L46 76H47V79H49V80H47V82L44 84V86H46V91H48V93H50V95L48 93H46V91H45V93L51 97V100H53L54 98H56V96H54L55 95L54 92H56L55 89L57 88L56 87L57 86V79H55V76H54L55 74H53L51 72L52 70L50 71ZM30 74H31V72H30ZM96 74L98 76V72ZM99 75L102 78L100 76L98 78H101V79L105 80L106 81L105 83L108 84V87L110 85V89L113 92L114 91L116 92V91H118V90H120V89L123 88L124 79H122L121 76L120 77H117V76H115V75H113V74H111L109 72H106V73H103V74L99 73ZM2 81L3 82H7L5 79L2 80ZM0 83L3 84L2 82H0ZM1 84H0V86H1ZM27 87H29V86H27ZM27 87H26V89H27ZM19 88H18V90H19ZM82 90H83V88L81 89V91ZM51 91H53V93ZM69 91L70 92L68 93L67 99H68V101L70 103V102H72L75 99V96H74L75 94H73L71 92V90H69ZM51 94H52L53 97L51 96ZM47 95H45V96L48 99L49 96L47 97ZM4 97H6V96H4ZM50 97H49L48 100H50ZM4 99H3V95L0 93V121H3L4 122V123L3 122L0 123V126L3 125L4 128H7V131H8L7 133H8V135H10L9 137H11V135L13 133L15 135L16 134H19V130L21 129V126H22L21 125L22 124L21 122H25V121H21L20 122V119H18L19 122L18 121L16 122V120L13 122V121H10V119H7V117H8V115H7L8 114L7 113V111H8L7 110V106L9 104L8 105L7 104L3 105L4 104L3 102L5 101ZM47 99H46L45 103H43L44 104V107L46 109L50 107V105H51L50 103L52 102L51 100L49 102ZM44 100H43V102H44ZM47 101L49 103H47ZM26 103H27V101H26ZM47 104L48 105L50 104V105L47 106ZM162 104H165L166 107H160ZM52 107H53V105H52ZM48 110H50V108L47 109V111ZM161 110H164V112L162 114H161ZM121 111L127 115V116H125L126 117L125 122H123V120L121 119L124 116V114H123V116H121ZM125 117H123V118L125 119ZM99 118H101L102 121H99L100 120ZM255 122H258V124L256 123L258 125L257 128H258V130L261 133L259 131L258 132L264 138V120H263V117L258 118V120L256 119ZM255 122H254V125H255ZM225 123H227V124H225ZM121 125L122 126L124 125V127H125V129L123 128L124 130L121 129L122 127L119 129V127ZM257 125H255L254 128H256ZM80 127H81L80 118H79L78 115H75L74 116V120L72 122V129L75 130V131H80ZM1 128H2V126H1ZM118 130H121V132L118 131ZM117 131L121 133V134L119 133V136H118V134H116V133H118ZM114 133H115V135H114ZM112 135H114L115 137H117V138L114 137L115 140L120 137L119 140L117 141V142H119L121 140V143L119 142L120 145H122V138L123 139L125 138L127 140L126 149H125V155H124L125 157L122 159L123 161H124V159L126 161V162H123L125 164V166H124L125 173H122V176L120 175V177L118 178L117 182H113V180H112V177H111L112 176V172H113L112 169L113 170L114 169L115 170H119L120 168L119 169H116V168H112V167L108 166L107 165V162H109V161H107V160H109V159L106 160V155L108 154L107 153L108 150L109 149L110 150L115 149L116 148V145L118 146V143L116 141L115 142H114V140L113 141H110V140H112ZM61 136H62V130L59 129L58 130V138H59V140L61 139ZM7 138L8 137L6 136V140H7ZM8 142H10V143L8 144ZM112 142L115 143V144H113ZM11 143L12 142L9 141V139H8L7 144H6V141L4 142V136H0V145H1L0 147L2 148V146L4 145L3 148H2V151L5 153L7 159L10 162H15V161L16 162H18V161L21 162L20 163L21 164L20 165L21 168L19 167L18 168L19 172L17 171L18 174L16 172L17 176L18 175L19 176L20 175H23V176H20V177L23 178V180L26 181L27 185H28V183H31V184L32 183L33 184L36 183L37 184L36 186L35 185L32 186L33 188L31 187V189H30L31 193L28 192V193H30V195H29L30 198H28V199H31V195H33L34 197H32L31 200H33V198L34 199L36 198V199H38V201L41 199V202H42V199H44L43 198L44 196H47V198H48V195L49 194H51V196H53L54 193H53L51 187L50 186L47 187V185L49 183H50L49 185H51L53 183L52 182L53 180L50 179L51 176L48 175L49 172H47L46 169L49 170V166L51 167V165L54 164L55 161H61V158L59 156L56 157L55 155L52 154V152L51 153H48V154H41V152H38L37 153L35 151L36 153L34 152L35 153V155H34L33 154V151H32V155H30V156L27 155V156H28V158L30 157L29 159L31 161H33V162H30L29 161L31 164L29 163L30 166H27V165H25V164H28L26 162V161H28L27 158L24 159V157L22 156L23 157V159H22L21 158V155H23V154H21L20 152H16L17 150H15V147H13ZM57 152L59 153V150ZM4 153H2V154H4ZM39 153H40V156L39 157H41L42 160L39 159L40 161L38 163V158L36 159V157H38L37 154H39ZM60 154L61 153H59V155ZM210 155L211 154H209V156ZM31 156H33V158L35 157V159L37 160V163H38L37 166H33L34 163H35V161L33 160V158H31ZM58 157H59L60 160H58ZM61 157H63L61 164L64 162L63 159H65V157H66L65 160H67L68 163L69 162H70V164L73 163L72 162V154L67 155L65 157H64V155H62ZM92 160H93V162H92ZM66 162H65V164H66ZM68 163H67V165L69 166ZM118 164L119 163H116V166H114V167H117L118 168L119 167ZM63 165H64V163H63ZM120 165H121V163H120ZM25 166H27V168L29 169V171H26L27 169H26ZM65 166L63 167L64 168V171L66 170L65 169ZM71 166L73 167V165H71ZM179 166H180V168H179ZM256 167H258V166H256ZM68 168H71V167L69 166ZM141 168L143 169V171L142 170L140 171ZM250 168H252V167H250ZM255 168H253L252 170L250 169V171L252 172L251 174L249 173L250 171L247 172V173H249L251 175V176L248 175L249 178L251 177V179L247 178L249 181H245L247 179H244L243 180L244 182L243 183L241 182L242 183V186L244 187L243 189L246 190V192L252 186L251 183L254 180V177H257V176L258 177H263L264 176V173L263 172H259V171H262L264 169H261V170L259 169L258 170L257 168L256 169ZM122 169H123V167H122ZM24 170L26 171V173H25ZM67 170L69 171V169H67ZM20 171H21L22 174L20 173ZM136 171H139V172H137L138 175L136 174ZM253 171H255V172H253ZM8 172H10V171H8ZM23 172L26 174V176L28 175L27 180H26V178H24L25 176H24V173ZM110 173H111V176H110ZM257 173H260V175H258ZM62 174L64 175L63 172H62ZM66 174H65V176H66ZM100 174L101 175L103 174V177L104 176H108V178H109V176L111 177V178H109L111 181L109 179H107L106 182H105L106 183V185H105L106 189H105V187H103V189H102L97 184L99 182L98 179L100 178L99 177ZM254 174H257V175H254ZM68 175L71 176L70 173ZM7 177H9V176H7ZM14 177H16V176H14ZM64 177L62 176V178H64ZM179 178H181L182 180L179 179ZM18 179H19V177H18ZM60 179H61V177H60ZM178 179H179V181L181 180V183L182 184L178 181ZM189 179H191V178L188 177L187 182H188ZM257 179H256V181H257ZM7 180H9V179H7ZM16 180H17V178H16ZM259 180L260 179H258V181ZM11 181H13V179H11ZM182 181H185V182H182ZM46 182L48 184H45ZM110 182L112 184H114V183L115 184L114 185H112V184L110 185ZM1 183H3V182H1ZM63 183L62 184H63L64 189H68L70 187V185H69L70 182L68 180L64 179L63 180ZM67 183H68L69 186L67 185ZM71 183L73 184L72 181H71ZM6 184H8V183H6ZM115 185H117V187H116L117 189L116 188L115 189L113 188ZM135 185H137V188H136ZM157 185L158 184H156V186ZM12 186H13V184H12ZM29 186H31V185H29ZM111 186H112V188H111ZM186 186H187V183H186ZM71 187H73V185H71ZM97 187H98V190H97ZM132 187H134L136 189V190H134L133 193H131L129 191L130 188H132ZM177 187H178V189H177ZM7 188H9V185H8ZM70 188L68 189L69 192H70L71 189H72L71 191H74L73 188H71V189ZM100 188H101V190L103 192L100 191ZM205 188H206V186H205ZM3 189H5V188L3 187ZM3 189H1V190H3ZM10 189H11V187H10ZM10 189H8V190H10ZM12 189H13V187H12ZM104 189H105V191H104ZM179 189L181 190L180 193L178 192ZM75 190H78V189H75ZM92 190L94 192H96V190H97V193H95V194L93 193L94 196L90 193V192H93ZM115 190H117L116 191L117 193L118 192L120 193V195L118 193L119 196H117V193L115 192ZM202 190H204V187L200 190V192ZM3 191H2V193H4ZM75 192H77V191H75ZM170 192H172V191H170ZM170 192L167 191V193H169L168 196H167V199L168 198L171 199L173 197L171 195L172 193H170ZM71 194L75 196V194H73V193H71ZM97 194H100L101 197H99ZM182 194H183V196H182ZM249 194H250V192H249ZM37 195H39V197ZM40 195H41V197H40ZM169 195H171L172 197L170 198ZM216 195L214 194L215 197H218V192H217ZM236 195H238V194H235V196ZM214 196H213V198H215ZM246 197L245 196H241V197L239 196V197H236V200H235V211H234V213H232V217H231L232 219H231V221L229 223L230 224V229L229 230L232 232L233 235L239 236V238L237 239V242H236V250L234 252H232V253L227 252V255H226L227 256V259L225 261L226 264H229V262H231L233 264H238V263L239 264H264V217H263V220H262L263 221V223H262L263 225L261 226V229L259 231L253 233L252 235L249 234L248 232H246V233L245 232H242L241 233V230L244 228V225H243L244 216L248 213V211H247V205L248 204L245 205V203L247 202ZM8 198L9 197H7V199ZM47 198H45L47 201L44 199L45 201L43 200L42 203L41 202H38V203H41V205L43 204V208L42 209H46L47 208L45 205H48V207H51V204H52L51 202L52 201L49 200L50 197L48 199ZM36 199H35V202H36ZM70 199L73 202L72 197ZM215 199H217V198H215ZM215 199H214V201H215ZM69 200H68L67 203L68 204H71V205L70 206H66V207L69 208L73 204V207L75 208L74 204H76V201L73 202V203H71V201L69 202ZM76 200L78 201V198H76ZM257 200L259 202L261 201L259 198H257ZM1 201L4 202L3 203L4 209L2 210L0 208V211H1L2 214L6 213L8 215L7 210H9V208H10L8 206V205H10L9 204L10 201L9 200H6L3 196H2V199L0 200V202ZM7 201H9L8 204H7ZM184 201L186 202V200H184ZM47 202H48V204H47ZM44 203H45V205H44ZM261 203H263V202L261 201ZM14 204H15V201H14ZM117 204H118V206H117ZM41 205H39V206H41ZM7 206L9 207L8 209H7ZM33 206H31V207H33ZM185 206H186V212H187V215H188L187 217L189 218V219L187 218V220L190 223L192 222V226H193V230H192V233H191V236L193 235L192 237L189 238L187 236V232L188 231H187L186 222L184 220H181V219L177 218V215H175V214H177L176 213L177 211L175 212V214H174L173 211L171 213L170 212V210H172V207H171V208H169V213L172 214V215L170 216L169 213H168V215H169V218L171 217L170 221L172 220V224L171 225H173L174 229H176L175 227L180 228L178 230H181L180 231L181 236L183 235L184 238L187 239V241H185V247L188 250H191V252H192V254L191 255H188V256H190V258H191L192 261H196L195 263H198L199 262V264H203V261H202V258H201V254H203V256L205 254L206 255L210 254L211 257L210 256L209 257L211 258L210 259L211 262L208 263V261H207L208 264H223L224 263V260H225L224 258H226V257L223 258L222 257L223 252L219 248H217L220 245V242L225 238L223 236L222 231H221L222 230L221 229L222 227L220 226V224L217 221V217H219V215L217 216V214L219 213L218 212L219 210L218 209H213V208L209 207V208L213 209L212 211L209 210V213L210 214H211V212H212V214L214 213L213 216H215L214 217L215 219H213V220L211 219L212 221L210 222V225H211V226L209 225L210 227L207 226V228L208 227L210 228L209 231L213 233V234L211 233L213 235V237L214 238L216 237L215 239H213V237H212V239L217 242L216 243V242H213V240L208 241V239L203 234V232H201L198 229V224L201 221H203V219H204L203 217L207 216V214H205V212L203 211L204 209L201 210L200 208H197V209L194 208L195 210L193 211V210H191L193 208H191L188 204H186ZM28 207H29V205H28ZM250 207L251 206H249V208ZM53 208L54 207H52V209ZM94 208H96V209H94ZM48 209L51 210V208H48ZM38 210H39V208H38ZM73 210H71L72 212L71 211L70 212L73 213ZM92 210H90V211H92ZM106 210H107V212H106ZM76 211H78V209ZM90 211L87 210V212H90ZM30 212H32V211H30ZM79 212L80 211H78V213ZM84 212H86V211H84ZM204 214H205V216H204ZM15 215H14V217H15ZM32 215H33V213H32ZM41 215H42V213H41ZM43 215H45V214H43ZM72 215L77 216L76 213H73ZM83 215H82L83 219H82L81 216H79L82 219V221L85 219L84 218L85 215L84 216ZM74 216H72L73 217L72 218L73 220H74V218L75 219L78 218V216L77 217H74ZM86 216H88V215H86ZM210 216H212V215H210ZM263 216H264V214H263ZM9 218H10V216H9ZM23 218H25V217H23ZM80 218H78L77 220L79 221ZM211 218H213V217H211ZM13 222H14V220H13ZM16 222H18V221H16ZM56 222H55V224H56ZM67 222L70 223V221H67ZM73 222H75V220ZM73 222L71 223L72 225L74 224ZM83 222H85V221H83ZM24 223H25V221H24ZM18 224L20 226V223L19 222H18ZM83 224H85V223H83ZM12 225L14 226V224H12ZM15 225H17V224H15ZM81 225H82V222H81ZM8 226L9 225H7V227ZM74 226L75 225H73V227ZM14 227H16V226H14ZM70 228H72V227H70ZM91 228H92V225H91ZM63 230H67V229H63ZM89 230H90V232L93 231L91 229H89ZM158 230H159V232H158ZM178 230L176 229V232ZM74 231H76V230H74ZM96 231L94 230V232H96ZM6 232H4V233H6ZM36 232H38V231H36ZM22 233H25V235H22L24 237H27L28 235H32L33 234V233L31 234V231L29 233H26L25 231H23ZM77 233L78 232H76L75 234H77ZM18 234L16 235V237H18L19 235H21V234H19V235ZM70 234L73 236V233H70ZM81 234H83V233H81ZM63 236H64V234H63ZM76 236H78V234ZM90 236H92V235H90ZM181 236H180V234L178 235V237H181ZM225 236H226V239L228 240L230 238V233L228 235H225ZM16 237L14 239L15 241H16ZM29 237H31V236H29ZM1 238H3V237H1ZM4 238H6V236ZM13 238H14V236H13ZM20 238H22V237H20ZM20 238L18 240L19 241H22V240H20ZM8 239L10 240V238H8ZM72 239L73 238L71 237V240ZM88 239H90V237ZM217 239H218V241H217ZM36 240H38V239H36ZM71 240H70V242H71ZM90 240H88V242ZM227 240H226V242H227ZM11 241H9V242L11 243ZM73 241L75 242L74 239H73ZM4 242L6 243V241H4ZM44 242H45V240H44ZM44 242L42 243L41 248L43 247ZM78 242H77V245H75L77 247V249H78V244H80ZM81 242L83 243V241H81ZM85 242H87V241H85ZM2 243L3 242H1L0 245L3 246ZM92 243H93V241H92ZM92 243H89V244H92ZM248 243L250 244V246L253 245V246H259V247H261V249H262L261 252L258 253V254H244L243 251H244V249L247 246H249ZM12 244H11V246H12ZM14 244H16V243H14ZM20 245H22V244H19V246ZM33 245L35 247L36 246L38 247L40 245V243L38 245L37 242H36V244L33 243ZM46 245H47V243H46ZM71 245H72V243L70 244V246ZM93 245H95V244H93ZM7 246H8V248H7ZM7 246H4L5 247L4 249L6 251H8L7 249H9L11 247L10 244H8ZM70 246H68V247L70 248ZM22 247H25V246H21L20 247L21 250H23ZM86 247H87V245H86ZM15 248L16 247H14V249ZM28 248H30V247L28 246ZM89 248H90V246H89ZM255 248H257V247H255ZM42 249H44V248H42ZM60 249L62 250V248H60ZM79 249H82V247H80ZM160 249L162 250L163 253L160 251ZM15 250H17V249H15ZM34 250L35 249H33V252H34ZM41 250L39 252H41ZM70 250L72 251V248ZM12 251H13V248H12ZM20 251H16V252H19L20 253ZM26 251L24 250V253L25 254H28ZM81 251H79V253H81ZM85 251H87V253L89 252L86 249H85ZM258 251H260L259 248H257V252ZM3 252H1V250H0V253H1L0 254V258H1V256H3L4 253H6V254L9 253V252H4V253ZM73 252H74V248H73ZM22 253H23V251L20 253V256H18V254L16 253L17 256H18V257L16 256L17 262H18V259L21 260L22 257L24 258L26 256L25 254H22ZM30 253L31 252H29V254H28L29 256H31ZM38 253L36 254V252H35V254H36L37 257L35 255L33 256V258L35 257V260H37L38 257L41 259V257H40L41 255L40 254H43V252L40 253V254H38ZM160 253H162V254L160 255ZM32 254H34V253H32ZM65 254H67V253H65ZM76 255H78V254H76ZM8 256L10 258V254H8ZM69 256L74 257L72 254H69ZM81 256H83V255H81ZM84 256H85V258L83 257L84 259L89 260L87 258V257H89V254L87 255V257H86V254ZM118 256H119V254H118ZM43 257H45L44 254H43ZM52 257L53 256H51V258ZM3 258H1V259H3ZM26 258H28V257H26ZM31 258H30V261H31ZM62 258H64V257H62ZM67 258H69V257H67ZM77 258L79 259L80 257H77ZM1 259H0V261H1ZM12 260L15 261V259H12ZM26 260H28V259H26ZM46 260H48V259H46ZM46 260H44V261H46ZM80 260H81V258L78 260L79 262H77V261L76 262L78 264H85V260H84V262H83V260H81V262H83V263H80ZM208 260H209V258H208ZM32 261H33V259H32ZM32 261H31L30 264H33ZM39 261H41V260H39ZM58 261H60V260H58ZM113 261H115V262H113ZM201 261H202V263H201ZM6 263L8 264V262H6ZM13 263L14 262H12L11 264H13ZM63 263H65V259H64V262ZM15 264H17V263L15 262ZM18 264H19V262H18ZM45 264H48V263H45Z\"/></svg>",
    "mask_w": 264,
    "mask_h": 264
},
{
    "label": "water",
    "instance_id": "3",
    "mask_svg": "<svg viewBox=\"0 0 264 264\" xmlns=\"http://www.w3.org/2000/svg\"><path fill=\"white\" fill-rule=\"evenodd\" d=\"M4 202H0V208L3 210L4 209V205H3ZM26 233H29L30 232V228L28 227L26 230H25ZM30 235H28L27 237H29Z\"/></svg>",
    "mask_w": 264,
    "mask_h": 264
}]
</instances>
